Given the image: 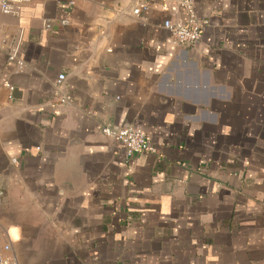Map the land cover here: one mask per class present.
Listing matches in <instances>:
<instances>
[{"label": "crops", "instance_id": "0c3cea01", "mask_svg": "<svg viewBox=\"0 0 264 264\" xmlns=\"http://www.w3.org/2000/svg\"><path fill=\"white\" fill-rule=\"evenodd\" d=\"M181 1L0 10V255L264 264V0H190L192 45L164 26L188 18ZM105 125L143 129L156 152L128 160Z\"/></svg>", "mask_w": 264, "mask_h": 264}, {"label": "built area", "instance_id": "2783aa9c", "mask_svg": "<svg viewBox=\"0 0 264 264\" xmlns=\"http://www.w3.org/2000/svg\"><path fill=\"white\" fill-rule=\"evenodd\" d=\"M22 0H0V10L3 13H13L16 10L18 4ZM181 4L185 6L188 12V18L186 20H171L165 21L164 26L170 31L174 42L181 44H195L198 42L202 35L204 20H202L190 0H182ZM138 14L139 9L134 10ZM62 24H67L68 19H63L60 21ZM46 27L50 29L52 23H47ZM21 38H16L9 41L7 44V54L8 60L15 65L17 71H21L24 67V60L20 56ZM65 74H60L57 82V87L59 88L65 79ZM10 91L15 88L10 83H6ZM59 100L61 102H67L70 100L69 95H60ZM102 133L117 143L121 148H123L126 158L132 159L133 157L146 153V152H156V147L149 141L146 132L141 128H136L131 125L116 126V125H105L102 128ZM16 162V159H12ZM3 192L0 190V195ZM10 246H5V253L0 255V264H19L15 256L9 254Z\"/></svg>", "mask_w": 264, "mask_h": 264}]
</instances>
